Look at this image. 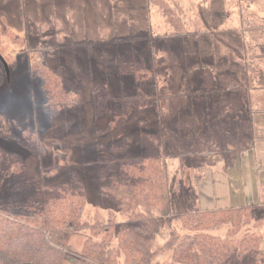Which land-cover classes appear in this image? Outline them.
Returning a JSON list of instances; mask_svg holds the SVG:
<instances>
[{
    "label": "rangeland",
    "instance_id": "374dc122",
    "mask_svg": "<svg viewBox=\"0 0 264 264\" xmlns=\"http://www.w3.org/2000/svg\"><path fill=\"white\" fill-rule=\"evenodd\" d=\"M263 19L264 0H0V54L9 67L8 75L0 57V117L16 134H0V146L17 153L44 184L68 185L84 195L83 220L107 222L114 214L121 223L126 216L97 192L99 160L141 156L147 151L141 135H164L173 213L226 207L220 202L226 172L251 148L256 126L246 108L264 106L263 87L246 93L250 78L244 61L249 42L264 40V28L258 29ZM131 55L138 67L158 65L159 94L179 93L180 107L166 102L163 117L154 106L136 110L110 129L112 107L95 117L94 84L106 85L112 97L158 91L155 78L138 81L119 72L120 58ZM251 59L264 64V58ZM45 66L78 80L81 105L49 113L41 87ZM257 84L264 85L263 74ZM16 121L38 126L40 155L18 141ZM38 197L13 190L5 180L0 221ZM263 213L264 208L255 216ZM260 219L257 227L264 233ZM172 227L180 228L176 221ZM209 232L219 235L224 229ZM168 234L161 219L151 246H161ZM72 242L80 250L84 236L75 235Z\"/></svg>",
    "mask_w": 264,
    "mask_h": 264
},
{
    "label": "trees",
    "instance_id": "16d2710c",
    "mask_svg": "<svg viewBox=\"0 0 264 264\" xmlns=\"http://www.w3.org/2000/svg\"><path fill=\"white\" fill-rule=\"evenodd\" d=\"M263 23L264 19L258 29L264 28ZM254 41L248 45L249 58H244L250 78L248 95L258 86L264 88L257 84L264 74V64L251 59L255 55L264 58V40ZM137 65L136 57L131 55L120 58L118 69L133 74L138 81L155 78L156 94L112 97L102 83L91 88L97 119L112 107L110 129L123 124L136 110L154 106L163 117L166 102L180 107L179 93L159 94L158 65L152 69ZM74 68L78 76L79 69ZM70 77L48 66L41 71V87L51 115L83 103L78 80ZM15 126L21 131L18 141L40 155L38 126L23 127L17 121ZM0 134L16 135L2 116ZM140 143L147 149L141 156L99 160L97 192L126 216L121 223L114 220V214L107 222L83 220L84 195L72 192L68 185L44 184L17 153L0 146V187L10 179L13 190L39 194L36 200L8 212V218L0 221V264H264V233L257 227L261 219L255 216L261 205L173 213L167 139L147 134L141 135ZM57 170L53 167L49 174ZM161 219L169 226V234L161 246L153 248L150 237L161 232ZM175 221L179 229L172 227ZM212 229H224V234H211ZM75 235L84 236L80 250L72 242ZM167 253L171 255L169 260H159Z\"/></svg>",
    "mask_w": 264,
    "mask_h": 264
},
{
    "label": "crops",
    "instance_id": "0c3cea01",
    "mask_svg": "<svg viewBox=\"0 0 264 264\" xmlns=\"http://www.w3.org/2000/svg\"><path fill=\"white\" fill-rule=\"evenodd\" d=\"M262 102L263 100L256 103ZM252 108H246V111L255 115L250 117L251 122L256 125L251 134V148L238 157L239 165L227 171L223 181L224 197H221L220 202L226 207L264 204V106ZM263 208L259 206L257 213ZM258 218L264 219V213Z\"/></svg>",
    "mask_w": 264,
    "mask_h": 264
},
{
    "label": "water",
    "instance_id": "95a60500",
    "mask_svg": "<svg viewBox=\"0 0 264 264\" xmlns=\"http://www.w3.org/2000/svg\"><path fill=\"white\" fill-rule=\"evenodd\" d=\"M0 57L2 58L3 62L5 63V66H6L8 75H9V67H8V64H7L6 60L1 56V54H0Z\"/></svg>",
    "mask_w": 264,
    "mask_h": 264
}]
</instances>
